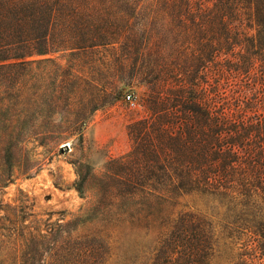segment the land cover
Listing matches in <instances>:
<instances>
[{
	"label": "trees",
	"instance_id": "1",
	"mask_svg": "<svg viewBox=\"0 0 264 264\" xmlns=\"http://www.w3.org/2000/svg\"><path fill=\"white\" fill-rule=\"evenodd\" d=\"M56 52L86 58L74 132L145 87L107 173L158 213L155 264H264V0H0V152L50 132L33 71Z\"/></svg>",
	"mask_w": 264,
	"mask_h": 264
},
{
	"label": "rangeland",
	"instance_id": "2",
	"mask_svg": "<svg viewBox=\"0 0 264 264\" xmlns=\"http://www.w3.org/2000/svg\"><path fill=\"white\" fill-rule=\"evenodd\" d=\"M50 58L33 71V91L46 103L50 132L41 142L0 152V264H28L34 251L42 264L158 263V213L145 214L141 198L125 202L115 196V179L107 173L109 162L131 148L127 125L146 115L145 87L126 89L77 133L68 123L81 107L74 79L82 76L86 58L64 52ZM38 232L45 238H37ZM86 248L92 257H85ZM223 258L217 254L213 263Z\"/></svg>",
	"mask_w": 264,
	"mask_h": 264
},
{
	"label": "built area",
	"instance_id": "3",
	"mask_svg": "<svg viewBox=\"0 0 264 264\" xmlns=\"http://www.w3.org/2000/svg\"><path fill=\"white\" fill-rule=\"evenodd\" d=\"M127 99L129 100L130 98H129V97H127Z\"/></svg>",
	"mask_w": 264,
	"mask_h": 264
}]
</instances>
